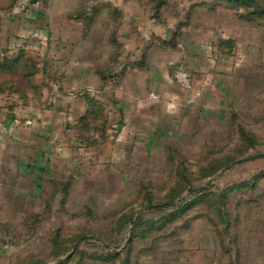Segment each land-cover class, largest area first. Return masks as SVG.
Masks as SVG:
<instances>
[{
    "label": "crops",
    "instance_id": "crops-1",
    "mask_svg": "<svg viewBox=\"0 0 264 264\" xmlns=\"http://www.w3.org/2000/svg\"><path fill=\"white\" fill-rule=\"evenodd\" d=\"M10 7L0 0V226L38 209L58 165L71 162L73 180L82 159L89 167L92 159H133L185 125L188 132L190 124L228 116L240 46L255 43L240 18L246 8L223 0H38L18 17ZM176 69L190 74L189 91L174 82ZM86 131L95 141L82 157L79 133ZM258 225L260 232L247 230L230 247L218 241L215 250L180 257L120 258L264 264V220Z\"/></svg>",
    "mask_w": 264,
    "mask_h": 264
},
{
    "label": "rangeland",
    "instance_id": "rangeland-1",
    "mask_svg": "<svg viewBox=\"0 0 264 264\" xmlns=\"http://www.w3.org/2000/svg\"><path fill=\"white\" fill-rule=\"evenodd\" d=\"M256 1L264 9V0ZM247 23L244 39L255 43L240 46L228 116L190 124L188 132L185 125L151 150L138 148L133 159H92L91 167L82 159L74 181L71 162L58 165L38 209L0 226V264H119L92 260L107 251L180 257L260 232L264 159L236 164L264 153V19ZM79 135L85 157L94 135ZM55 251L60 255L53 257Z\"/></svg>",
    "mask_w": 264,
    "mask_h": 264
},
{
    "label": "trees",
    "instance_id": "trees-1",
    "mask_svg": "<svg viewBox=\"0 0 264 264\" xmlns=\"http://www.w3.org/2000/svg\"><path fill=\"white\" fill-rule=\"evenodd\" d=\"M38 0H32L33 3H36ZM226 1L230 4L235 5L236 7H245L246 8V12L245 14H240V18L243 21H252L255 19H259V18H263L264 19V9L260 8L259 3L256 0H223ZM3 69L2 65H0V70ZM92 102V101H91ZM90 102V103H91ZM178 213H174L173 215H171L170 217H175L177 216ZM147 236H141V238H145ZM53 247L54 249H57V242L53 243ZM60 255V253H58ZM58 254H56V251L53 253V257L54 256H58ZM62 254V253H61ZM120 264H128L129 261L127 258H120V254L118 252H110L107 251V253L105 255L99 256V255H92V260L93 261H99V262H110L112 260H118ZM66 261H59L56 264H65Z\"/></svg>",
    "mask_w": 264,
    "mask_h": 264
},
{
    "label": "built area",
    "instance_id": "built-area-1",
    "mask_svg": "<svg viewBox=\"0 0 264 264\" xmlns=\"http://www.w3.org/2000/svg\"><path fill=\"white\" fill-rule=\"evenodd\" d=\"M10 16L18 17L26 13L35 3L32 0H10ZM173 80L182 89L189 91L192 87L191 77L188 72L182 69H176L173 71ZM159 96L155 93L149 95V100L152 102H158ZM6 132V124L0 120V139L4 136Z\"/></svg>",
    "mask_w": 264,
    "mask_h": 264
},
{
    "label": "water",
    "instance_id": "water-1",
    "mask_svg": "<svg viewBox=\"0 0 264 264\" xmlns=\"http://www.w3.org/2000/svg\"><path fill=\"white\" fill-rule=\"evenodd\" d=\"M259 159H264V153H258V154L250 155L248 157H244L236 161V164H243V163H247V162H251V161H255Z\"/></svg>",
    "mask_w": 264,
    "mask_h": 264
}]
</instances>
